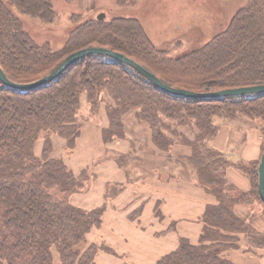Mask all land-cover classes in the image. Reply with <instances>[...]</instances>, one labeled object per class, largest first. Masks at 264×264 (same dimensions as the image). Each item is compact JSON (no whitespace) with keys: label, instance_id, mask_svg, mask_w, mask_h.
Instances as JSON below:
<instances>
[{"label":"trees","instance_id":"1","mask_svg":"<svg viewBox=\"0 0 264 264\" xmlns=\"http://www.w3.org/2000/svg\"><path fill=\"white\" fill-rule=\"evenodd\" d=\"M117 2L126 5L132 0ZM13 9L43 23H53L57 15L51 0H0V65L18 84L53 72L75 51L104 47L133 59L177 89L208 92L264 85V0H247L223 32L176 60L163 59L132 19L84 22L55 52L49 44L32 39ZM83 95L91 107L106 99L110 128L104 133L109 137L124 132L123 118L131 113L149 122L152 129L161 123L160 116L179 124L194 118L204 132L203 142L216 134L213 120L217 117L234 119L244 114L264 130V95L221 100L174 97L134 69L103 56L83 58L56 80L30 92L9 89L0 81V264H94L97 247L82 252L79 245L101 225L102 211L71 204L70 197L83 190L87 174L77 177L63 158L52 157L54 135L65 138L69 153L74 148L84 122L80 118ZM41 142L39 156L36 148ZM199 145L197 162L220 171L223 179V156ZM251 176L257 194L258 169ZM219 186L209 189L219 195L224 191ZM242 195L240 201L247 194ZM207 210L205 220L213 213V208ZM213 219L233 223V231L252 234L230 208L213 213ZM193 248L183 241L177 252L159 264H232L199 252L202 246Z\"/></svg>","mask_w":264,"mask_h":264},{"label":"rangeland","instance_id":"2","mask_svg":"<svg viewBox=\"0 0 264 264\" xmlns=\"http://www.w3.org/2000/svg\"><path fill=\"white\" fill-rule=\"evenodd\" d=\"M51 1L57 15L53 23L40 22L31 17L23 16L13 9L22 21L25 30L36 43L40 45L49 44L53 51H60L65 47L71 32L76 27H79L87 21L98 20V16L104 14V20L108 22H112L115 19L137 20L155 50L166 60L179 59L208 44L215 35L223 32L227 28L233 15H235L241 6L247 3V0H132V2H130L131 4L121 5L117 0ZM16 56L19 58V54H16ZM11 72L13 73V71ZM48 74L49 73L43 74V77ZM82 98H84L83 100L85 101V107H83L84 103H82V111L80 114V118L84 120L82 130L86 124L99 123L102 115L105 117L108 126L104 131L108 130L110 128V120L106 107V99L99 103L98 107H94L95 104L91 107L87 101L86 95H83ZM160 120L161 123L157 124V129H152L153 127H151L149 122L131 113L123 118L124 132H121L117 137H109V134L103 131V139L105 142H108L111 141V139H126L130 137L133 139V145L137 148L140 145L138 141L143 140L142 137L145 136L147 142L144 141L148 145H151V148L155 149V154L153 156H155L156 159L160 157L159 155H171L170 152L172 151L173 153V148L182 147L181 149H185L181 151V153L183 152L182 155L174 154L173 156H168L169 158L167 160L159 161V165L170 164L171 161L174 167L173 170H168L161 176L167 179L173 176L175 179L181 178L185 181H192L201 191H204L214 199L212 203L206 206L202 218L196 221L202 226L197 241L193 242L191 238L185 236V238L180 239L176 250L166 256L177 252L182 242L186 241L190 245L195 246V248L202 246L204 250L199 252L204 251L203 253L206 254L211 253L232 264L235 263L221 256V249L239 250V252L244 253L250 252L253 254V257L255 255L259 258L261 256L260 251L264 248V236L257 233L255 228L251 226L250 219H242L245 221V224L250 227L249 231L250 233L252 232V234L249 236L246 232L233 231V223L223 224V222L216 221L213 219V213L219 210H228L230 208V210L237 215V207L243 206L247 208V212L250 216L253 215L255 221L259 222V220H261L264 222V202L260 197L258 188V192L255 194L253 188L254 182L251 176L252 170L259 169L261 157L264 152V130H262L256 120L250 119L244 114H238L234 119L217 117L213 120V124L217 129L216 134L206 142H203L202 138L204 137V132L200 131L197 121L194 118H190V120L185 119L184 124L170 121L166 119L165 116H160ZM129 127L131 128L132 134L126 136L129 133ZM252 129L257 130L259 133L257 144L253 142L254 140L251 139L252 136L248 134ZM159 131L161 135L157 133ZM52 138L54 155L52 157L63 158L65 161V158L75 150L76 141L79 137L76 139L74 148L70 153L65 138L60 135H54ZM199 142V147L205 146L207 149L219 152L223 156V161L226 162V167L222 175L223 179H220V171H210L205 168L204 163H200V161L197 162V153L195 150ZM59 143H61V145H59ZM41 151L42 142L36 148V154L40 156ZM147 153L153 154L151 152ZM62 154L64 155L61 157L60 155ZM139 157H134V160L130 161V159H126L127 156L126 158L120 156L117 160L118 164L125 168H130L128 165H131L134 171L132 179L136 180L141 178L142 165H144L143 159L141 158L140 161ZM155 158L154 160H156ZM156 161H158V159ZM230 172H236L245 176L250 183V189L248 191L240 190L236 184L231 181ZM84 173L87 174L86 177L88 180L84 183L83 190L76 192L72 196L79 194L83 195L89 191L91 173L87 170L77 174L73 172L77 177ZM157 175L160 177V172H158ZM219 185L223 186V188ZM217 186H219L218 188L224 189V191H220L221 193L219 195L209 189L210 187L217 188ZM252 190V194L249 195L248 193ZM242 194L247 195H244V199L240 201V198L243 197ZM236 198H238L237 202H235V200H237ZM231 202H233L232 205ZM209 207L213 208V213L211 210L209 217L205 220V215ZM95 210H101L103 218L104 209L101 207ZM102 225L103 219L101 225L94 229H100ZM196 226L198 225L192 221L185 222V230L189 232H193L192 230ZM91 232L88 233L83 243L79 245V250L84 252L88 250L89 247L96 246L98 253L99 250H103L105 246H99L91 242L88 243V236ZM106 250L104 251H109V254H116L109 248ZM97 253L95 254V259ZM163 258L159 259L156 264H159ZM122 261L123 264H132L125 258L122 259Z\"/></svg>","mask_w":264,"mask_h":264},{"label":"crops","instance_id":"3","mask_svg":"<svg viewBox=\"0 0 264 264\" xmlns=\"http://www.w3.org/2000/svg\"><path fill=\"white\" fill-rule=\"evenodd\" d=\"M100 119L99 123H89L83 127L75 150L65 158L66 165L74 173L84 170L91 173L89 191L72 196L71 204L88 211L101 207L104 209L103 225L100 229L92 230L88 243L105 246L116 256L99 250L95 264H123L124 258L132 264H156L159 259L176 250L181 238L186 236L196 242L202 229L196 221L202 218L206 206L214 199L192 181L175 179L173 176L170 179L162 177L163 173L174 168L170 159V164L159 165V161L167 160L168 156L182 155L181 151L185 149L173 148L171 155H159L156 161L153 156L155 149L146 143L145 136L138 141L140 145L137 148L130 137L105 142L103 131L108 127L107 121L103 115ZM130 129L126 136L132 134ZM248 134L257 144L258 131L252 129ZM120 156H127L126 159L130 161L139 156L140 161L143 159L139 180L132 179L134 171L131 165L125 168L118 164ZM230 178L240 190L250 189L245 176L230 172ZM236 213L243 220L250 219L251 226L264 236V222L255 221L247 208L239 206ZM189 221L198 225L193 232L185 230V222ZM260 253L261 256L257 258L250 252L231 249L220 251L222 257L235 264H264V248Z\"/></svg>","mask_w":264,"mask_h":264},{"label":"water","instance_id":"4","mask_svg":"<svg viewBox=\"0 0 264 264\" xmlns=\"http://www.w3.org/2000/svg\"><path fill=\"white\" fill-rule=\"evenodd\" d=\"M105 18L104 14L98 16V20L103 21ZM90 56H103L118 62H121L128 67L134 69L145 77L148 81L155 84L161 91L168 93L174 97H181L194 100H221L227 97H239V96H252V95H264V85L241 87L220 91H208V92H192L183 89H177L170 85L162 82L155 74L146 69L144 66L140 65L133 59L125 56L124 54L114 52L108 48L104 47H88L79 50L72 55L68 56L61 65L49 73L47 76L39 79L35 82L28 84H18L11 81L4 73L0 65V81L2 84L12 90L30 92L42 87H45L52 81L56 80L61 74H63L72 64L75 62ZM258 190L262 201L264 202V152L261 157L259 169H258Z\"/></svg>","mask_w":264,"mask_h":264}]
</instances>
